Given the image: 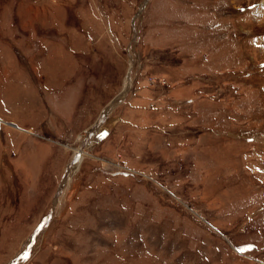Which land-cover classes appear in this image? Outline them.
I'll return each instance as SVG.
<instances>
[{
  "label": "rangeland",
  "instance_id": "rangeland-1",
  "mask_svg": "<svg viewBox=\"0 0 264 264\" xmlns=\"http://www.w3.org/2000/svg\"><path fill=\"white\" fill-rule=\"evenodd\" d=\"M0 264H264V0H0Z\"/></svg>",
  "mask_w": 264,
  "mask_h": 264
},
{
  "label": "bare ground",
  "instance_id": "bare-ground-1",
  "mask_svg": "<svg viewBox=\"0 0 264 264\" xmlns=\"http://www.w3.org/2000/svg\"><path fill=\"white\" fill-rule=\"evenodd\" d=\"M132 85V77H128L127 78V81L125 83V92L127 89H129ZM124 92V93H125ZM123 93V94H124ZM109 108V107H108ZM107 108V109H108ZM107 113L104 112V115H106ZM100 122V121H99ZM96 125H100V123L96 124ZM93 133V131L91 130V132L89 131L88 134H87V138H90L91 134ZM84 137V136H83ZM85 138V137H84ZM83 138V139H84ZM86 138V139H87ZM88 155L87 154V151L85 150V148L81 147V148H76L75 151H74V157H73V160H72V163L70 164V166L68 167V170L65 174V179H64V182H63V185H66V183H70L74 177V174L77 172V170L79 169V166L81 165L82 163V160L85 158V156ZM63 188V187H62ZM62 190V189H61ZM60 190V191H61ZM52 217H50L49 219H51Z\"/></svg>",
  "mask_w": 264,
  "mask_h": 264
},
{
  "label": "water",
  "instance_id": "water-1",
  "mask_svg": "<svg viewBox=\"0 0 264 264\" xmlns=\"http://www.w3.org/2000/svg\"><path fill=\"white\" fill-rule=\"evenodd\" d=\"M117 102H118V101H115L114 104L117 103ZM114 104H113V105H114ZM110 109H111V106H109V108L106 110V113H107Z\"/></svg>",
  "mask_w": 264,
  "mask_h": 264
}]
</instances>
